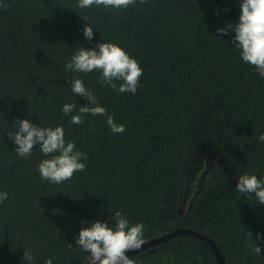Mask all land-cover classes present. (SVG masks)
Listing matches in <instances>:
<instances>
[{
  "label": "trees",
  "instance_id": "1",
  "mask_svg": "<svg viewBox=\"0 0 264 264\" xmlns=\"http://www.w3.org/2000/svg\"><path fill=\"white\" fill-rule=\"evenodd\" d=\"M0 5L7 6L0 7V192L8 194L0 203V264H85L79 230L95 221L114 229L117 211L130 226L143 224L144 242L186 229L213 240L226 264H264V205L235 189L240 175L264 179V142L257 141L264 78L240 58L233 31L217 32L239 22L240 0H137L126 9L80 8L78 0ZM103 42L142 68L135 94L101 86L100 72L65 70L78 47ZM75 79L123 133L111 132L103 116L71 123L88 103L72 92ZM69 103L76 108L65 115ZM17 119L61 126L65 141L86 154L85 170L60 184L42 179L38 165L51 157L39 146L17 155L7 136ZM127 256L133 264H217L210 245L187 234Z\"/></svg>",
  "mask_w": 264,
  "mask_h": 264
},
{
  "label": "clouds",
  "instance_id": "2",
  "mask_svg": "<svg viewBox=\"0 0 264 264\" xmlns=\"http://www.w3.org/2000/svg\"><path fill=\"white\" fill-rule=\"evenodd\" d=\"M136 2L137 0H78V6L89 8L95 5L126 9ZM144 3L146 0H139V4ZM0 7L6 10L7 6ZM92 29L88 25L83 28V35L89 41L93 39ZM229 31L235 33L232 43L239 50L242 61L253 66L260 77L264 78V0H240L239 22L217 29L221 34H227ZM65 70L81 73L100 72L101 86L107 85L118 93L132 94L136 93L140 77L143 75V70L135 59L121 47L105 42L98 43L95 49L78 47L65 65ZM114 81H121L119 87ZM71 87L75 95L88 101L79 107L78 114L71 116V123L77 125L84 123V115L103 116L111 132L121 134L126 130L122 124H116L113 116L98 104L95 95L85 88L82 80L75 79ZM75 108V104L69 103L63 105L61 111L68 115ZM14 125L15 130L8 131L7 136L18 146L15 148L18 156L27 157L34 146H39L44 156L51 157L38 165L37 170L42 179L60 184L70 180L76 172L85 170L86 166L82 161L87 159L86 154L77 150L73 141H65V133L61 126L39 127L28 119H17ZM257 141L264 142V134L257 137ZM235 189L242 195L254 194L256 201L264 205V179H258L255 175H240ZM7 195L6 192H0V203L7 199ZM114 215V229L109 227L107 222L95 221L79 230L75 243L78 248L89 253L88 264H133L126 253L138 250L144 244L143 224L136 223L130 226L129 221L119 211ZM249 235L251 237L250 233ZM257 239H261L259 234ZM250 244L252 251L260 254L261 248L253 240ZM47 264H51V261Z\"/></svg>",
  "mask_w": 264,
  "mask_h": 264
},
{
  "label": "water",
  "instance_id": "3",
  "mask_svg": "<svg viewBox=\"0 0 264 264\" xmlns=\"http://www.w3.org/2000/svg\"><path fill=\"white\" fill-rule=\"evenodd\" d=\"M181 234L193 235V236H197V237L205 240L210 245V247L212 248V250L216 256L217 264H226L219 247L216 245V243L213 240L207 238L206 236H204L198 232H194V231L186 230V229L174 230L173 232H170V233H167L165 235L159 236L155 239L146 241V242H144V244L141 246L140 249L134 250V251H128L126 253V255L136 253V252H139V251L147 249V248H151L155 245L163 243V242H165V241H167V240H169V239H171L177 235H181ZM85 264H88V261Z\"/></svg>",
  "mask_w": 264,
  "mask_h": 264
}]
</instances>
